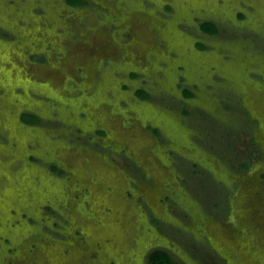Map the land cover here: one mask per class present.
I'll use <instances>...</instances> for the list:
<instances>
[{
    "label": "rangeland",
    "instance_id": "374dc122",
    "mask_svg": "<svg viewBox=\"0 0 264 264\" xmlns=\"http://www.w3.org/2000/svg\"><path fill=\"white\" fill-rule=\"evenodd\" d=\"M157 246L264 264V0H0V264Z\"/></svg>",
    "mask_w": 264,
    "mask_h": 264
},
{
    "label": "trees",
    "instance_id": "16d2710c",
    "mask_svg": "<svg viewBox=\"0 0 264 264\" xmlns=\"http://www.w3.org/2000/svg\"><path fill=\"white\" fill-rule=\"evenodd\" d=\"M71 4H80L86 0H67ZM201 28L209 33H216L218 31L217 26L212 22L204 21L201 23ZM138 96L142 98L149 97V94L144 90H138L136 92ZM187 95H191V92H187ZM21 119L28 123H35L38 121V118L33 113L22 112ZM243 166H247V162L242 163ZM53 167L56 168L53 164ZM146 263L147 264H184L180 260L176 259L173 254L164 247H154L146 254Z\"/></svg>",
    "mask_w": 264,
    "mask_h": 264
},
{
    "label": "bare ground",
    "instance_id": "6f19581e",
    "mask_svg": "<svg viewBox=\"0 0 264 264\" xmlns=\"http://www.w3.org/2000/svg\"><path fill=\"white\" fill-rule=\"evenodd\" d=\"M116 208V207H115ZM119 226H121V225H119ZM127 227V226H126ZM92 228V227H91ZM121 229V228H120ZM124 229V228H123ZM90 232H92V231H90ZM129 232V231H128ZM124 235V234H123ZM126 236V235H125ZM120 238H122V237H120ZM116 240H118V239H116ZM119 241V240H118Z\"/></svg>",
    "mask_w": 264,
    "mask_h": 264
},
{
    "label": "flooded vegetation",
    "instance_id": "af4514ba",
    "mask_svg": "<svg viewBox=\"0 0 264 264\" xmlns=\"http://www.w3.org/2000/svg\"><path fill=\"white\" fill-rule=\"evenodd\" d=\"M200 28H201V24H200ZM135 92H137V90H135ZM137 96H138V94L137 93H135ZM140 98H142V97H140ZM157 247H159V246H157Z\"/></svg>",
    "mask_w": 264,
    "mask_h": 264
}]
</instances>
